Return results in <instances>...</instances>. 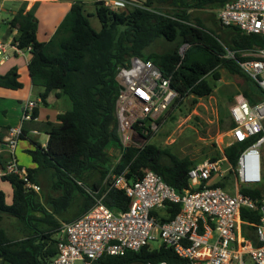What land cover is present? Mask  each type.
Masks as SVG:
<instances>
[{
    "label": "trees",
    "instance_id": "trees-1",
    "mask_svg": "<svg viewBox=\"0 0 264 264\" xmlns=\"http://www.w3.org/2000/svg\"><path fill=\"white\" fill-rule=\"evenodd\" d=\"M230 1L135 0L131 2L140 7H126L116 12L95 2L99 31L90 25L84 4L75 2L47 42L36 39L37 21L33 9L26 11L27 3H22L7 25L9 30L17 32L14 41L18 48H30L27 70L31 83L42 89V101L51 92H56L57 97L63 96L68 100L71 108L58 115V124H46V148L28 151L35 165L33 169H26L28 179L40 189L48 185L50 193L41 195L28 191L25 183L16 176L1 179L11 185L13 193L11 204H7L0 189V218L7 216L17 220L23 235L22 239L14 240L0 228V249L6 252L12 264H49L57 254V235L62 223L80 218L92 207L94 198L105 192L103 182L112 167L113 174L123 173L128 180L141 179L151 171L178 192L187 188V172L197 163L179 159L168 150L148 143L142 147H122L119 141L115 77L117 69L127 67L131 57L151 61L164 78L170 79L177 98L169 109L189 96H209L213 86L208 79L218 81L220 68L245 79L247 87L242 94L251 104L263 99L256 83L241 72L238 62L244 60L241 54L246 49L263 48L264 39L259 35L243 34L236 27H222L218 21L213 23L216 34H212L198 18L192 17L193 11L218 9ZM159 39L173 47L162 53L149 51ZM182 46L185 50L180 55ZM227 50L234 53V59L223 57ZM19 78L17 69H10L5 75H0V88L21 89ZM169 109L164 116L169 114ZM36 114L37 110L34 111L35 117ZM233 127L231 120L229 130ZM134 128L137 129L136 126ZM26 133L23 127L21 139ZM262 136L263 133L256 139ZM149 137L146 135V140ZM253 141L234 143L223 152L235 165L240 152ZM110 150L116 156L120 155L115 165ZM218 157L219 154L209 159ZM262 168L264 178L263 163ZM263 191V185L241 189L242 194L254 201L261 199ZM103 203L115 211H125L129 205L125 195L116 190L108 191ZM73 206H77L75 212L71 218H65ZM179 211L180 205L168 204V220H172ZM240 217L242 221H259L256 211L242 210ZM242 233L255 243L253 231L243 226ZM160 262L179 264L182 260L164 247L153 250L144 247L138 252H126L122 256L104 255L98 260V264Z\"/></svg>",
    "mask_w": 264,
    "mask_h": 264
},
{
    "label": "built area",
    "instance_id": "built-area-1",
    "mask_svg": "<svg viewBox=\"0 0 264 264\" xmlns=\"http://www.w3.org/2000/svg\"><path fill=\"white\" fill-rule=\"evenodd\" d=\"M93 1L114 12L140 7L126 0ZM216 19L222 27H236L243 34L264 39V0H231L216 10ZM25 51L29 53L30 48L20 50L14 38L10 42L0 41V62L11 55L23 56ZM241 56V72L256 83L263 99L251 104L242 93L235 96L229 108L234 127L225 148L264 133V47L246 49ZM223 57L234 59V53L227 50ZM128 62L127 67L117 69L115 77V117L122 147L133 145L131 140L141 142V137L156 133L157 122L177 98L170 79L164 78L151 61L131 57ZM38 103L40 100L25 101L20 125L8 129L5 147L9 158L0 171V181L16 176L25 183V189L35 193L39 186L30 182L14 153L25 123L35 120ZM263 143L264 135L240 152L235 165L225 156L224 148L220 149L217 159H205L188 170V186L181 192L154 172L148 171L133 181L123 173L113 174L112 167L103 182L105 192L94 198L92 207L80 218L62 224L57 254L49 264H98L104 255L138 252L157 241L159 247L171 249L182 260L179 264H264V191L259 201L241 193L243 188L259 185L264 190ZM119 159L118 154L115 164ZM110 190L120 191L128 199L125 211L112 210L103 203ZM168 204L180 205L172 220H168ZM242 210L256 211L258 223L242 221ZM243 226L253 231L255 243L243 236Z\"/></svg>",
    "mask_w": 264,
    "mask_h": 264
},
{
    "label": "rangeland",
    "instance_id": "rangeland-1",
    "mask_svg": "<svg viewBox=\"0 0 264 264\" xmlns=\"http://www.w3.org/2000/svg\"><path fill=\"white\" fill-rule=\"evenodd\" d=\"M78 2L84 4L86 1L80 0ZM39 6L40 5H36L33 8V14L37 24L40 23L39 29L42 30L44 29L43 24L51 20L54 21L55 16L50 12H47V16L44 17L42 13L45 9ZM216 10L217 9L214 8L193 11L192 17L198 18L210 33L216 34L215 26L213 24H216L217 22ZM0 18L7 20L8 15L1 13ZM88 21L92 28L100 27V24L95 17H89ZM171 47H173L172 44H167L159 39L153 43L149 51L162 53ZM182 48L183 46L180 47L179 51ZM24 55L25 57H29V53L26 51L24 52ZM218 73L220 74V79L218 81L213 82L210 78L208 79L213 86V91L209 96L203 98L189 96L175 108L169 109V114H166L163 117L157 132L150 135L149 139L145 142L154 145L158 149L168 150L173 156H176L179 159H189L193 163H199L202 160L209 159L212 156L219 154L220 149L225 148L230 139V105L235 96L246 89L247 83L243 77L230 75L224 69H218ZM256 138L257 136L249 140L255 141ZM29 146V140L20 141L18 143L16 156L19 159V165L22 164L24 160H28L24 148H29ZM5 149L7 150V148ZM110 155L112 156V159L114 160L113 164L115 165V158L117 157L116 153L113 150H110ZM261 156L263 158L262 163L264 167V145H262L261 148ZM226 186L228 189L230 188L228 184H226ZM44 193H50L48 185H44L43 188L37 192V194L41 195ZM76 208L77 206H73L69 212L64 215L65 218H71V214L75 212ZM0 228L3 229L11 239L18 240L23 238L20 224L13 218L2 216L0 218ZM148 245L149 248L153 250L159 247L160 242H150ZM248 262L249 261H247V263Z\"/></svg>",
    "mask_w": 264,
    "mask_h": 264
},
{
    "label": "crops",
    "instance_id": "crops-1",
    "mask_svg": "<svg viewBox=\"0 0 264 264\" xmlns=\"http://www.w3.org/2000/svg\"><path fill=\"white\" fill-rule=\"evenodd\" d=\"M80 0H0V14L5 13L8 15V19L0 18L2 23H0V41L1 42H10L17 34L16 30H9L8 22L12 16L16 13L22 3H27L26 11L33 9L36 5L43 7L45 10L42 13L44 17L47 16V12H50L55 16V20L45 22L43 24L44 29H39V24L36 28V39L39 42H47L53 36L55 30L69 12L72 4ZM82 1V0H81ZM86 1L83 5L84 13L89 17H95V7L93 0H84ZM126 1H135V0H126ZM144 1V0H140ZM89 16V17H88ZM97 19V18H96ZM44 20V18H43ZM98 21V19H97ZM99 22V21H98ZM100 24V23H99ZM95 31H99V28H93ZM12 56V58H11ZM7 60L0 62V75H5L10 69L16 68L20 76L19 81L22 84V88L17 91L6 90L0 88V171L5 166L9 158V152L5 149V138L7 131L11 127H17L20 125V113L21 106L27 100H40V103L37 104L35 110L37 114L35 120L32 122L25 123L24 128L27 132L23 139L20 141L29 140V148H24V152L28 156V160H24L20 166L25 170L28 168H35V165L32 163L28 151H35L37 147L45 149L48 141V135L45 132L46 124L53 123L58 124V115L63 114L68 111L70 108V103L63 96H56V92H51L49 96L42 101L40 98V93L42 89L32 85L31 80L28 75L27 64L30 59L29 57L11 55ZM24 79V80H23ZM146 139V138H145ZM146 141V140H145ZM18 142V143H19ZM147 143L144 142L143 145ZM143 145L139 146L142 147ZM18 146V144H17ZM135 146V145H134ZM17 148V147H16ZM14 156L19 162L18 157L16 156V150ZM0 189L5 194V201L7 204H11L13 189L8 182L0 181ZM8 194V195H7ZM74 221V220H73ZM71 222V221H70ZM64 224V223H62ZM62 226V225H61ZM59 234V233H58ZM58 241V235H57Z\"/></svg>",
    "mask_w": 264,
    "mask_h": 264
},
{
    "label": "flooded vegetation",
    "instance_id": "flooded-vegetation-1",
    "mask_svg": "<svg viewBox=\"0 0 264 264\" xmlns=\"http://www.w3.org/2000/svg\"><path fill=\"white\" fill-rule=\"evenodd\" d=\"M0 264H12L8 258L6 252L0 249Z\"/></svg>",
    "mask_w": 264,
    "mask_h": 264
},
{
    "label": "water",
    "instance_id": "water-1",
    "mask_svg": "<svg viewBox=\"0 0 264 264\" xmlns=\"http://www.w3.org/2000/svg\"><path fill=\"white\" fill-rule=\"evenodd\" d=\"M185 50V46H183V48L180 50L181 51V53L183 52ZM141 142H137V141H134V140H131V143L133 144V145H137V144H139L140 146L141 145H143V143L145 142V138L144 137H141Z\"/></svg>",
    "mask_w": 264,
    "mask_h": 264
},
{
    "label": "bare ground",
    "instance_id": "bare-ground-1",
    "mask_svg": "<svg viewBox=\"0 0 264 264\" xmlns=\"http://www.w3.org/2000/svg\"><path fill=\"white\" fill-rule=\"evenodd\" d=\"M263 145H264V143H263Z\"/></svg>",
    "mask_w": 264,
    "mask_h": 264
}]
</instances>
